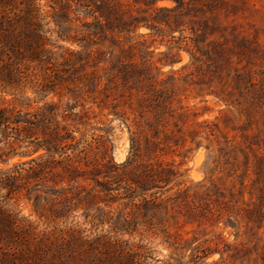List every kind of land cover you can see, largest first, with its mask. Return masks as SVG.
Wrapping results in <instances>:
<instances>
[{
	"label": "rangeland",
	"instance_id": "374dc122",
	"mask_svg": "<svg viewBox=\"0 0 264 264\" xmlns=\"http://www.w3.org/2000/svg\"><path fill=\"white\" fill-rule=\"evenodd\" d=\"M1 107L0 264H264V0H0Z\"/></svg>",
	"mask_w": 264,
	"mask_h": 264
},
{
	"label": "trees",
	"instance_id": "16d2710c",
	"mask_svg": "<svg viewBox=\"0 0 264 264\" xmlns=\"http://www.w3.org/2000/svg\"><path fill=\"white\" fill-rule=\"evenodd\" d=\"M41 50V49H40ZM39 51V48L35 49L36 52ZM48 106V105H47ZM21 111L15 110L14 108L1 107L0 108V126H8L11 123L21 124L24 128L30 129V127L35 124V120H31L29 118L27 112L23 113V116H20ZM50 138H46L43 143L40 144L39 147L45 148L48 152L54 151L56 149V145H60L59 148L66 146L68 141L74 139V136L70 134L66 129H60L57 125H55L51 129ZM63 144V145H61ZM33 160V159H31Z\"/></svg>",
	"mask_w": 264,
	"mask_h": 264
}]
</instances>
